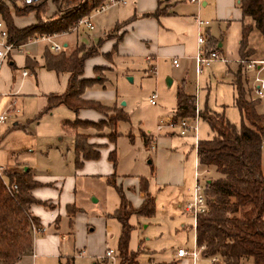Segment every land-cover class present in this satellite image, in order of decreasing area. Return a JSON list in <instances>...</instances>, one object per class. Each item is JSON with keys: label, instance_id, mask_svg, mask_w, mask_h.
I'll return each mask as SVG.
<instances>
[{"label": "crops", "instance_id": "0c3cea01", "mask_svg": "<svg viewBox=\"0 0 264 264\" xmlns=\"http://www.w3.org/2000/svg\"><path fill=\"white\" fill-rule=\"evenodd\" d=\"M236 3L239 5L240 0ZM234 4L235 0H202L200 5L190 4L186 0H127L125 5L111 7L106 12L93 16V30L82 28L84 35L78 31L75 32V39L70 38L71 34H67L56 40H61L60 44L67 51L74 50L80 45L90 47L102 40L99 53L104 55L112 52L116 43L114 39H107L106 36L117 25L127 24L120 30L123 36L116 52L112 54V61L97 56L90 58L85 64V76L91 78L95 76L94 68L107 69L103 71L104 85L93 86L83 97L86 100L100 102L108 99L114 102L117 99L116 90L107 91L106 85L107 75L113 71L115 65L141 67L143 74L154 78L156 83L160 74L164 77L170 70L181 68L184 73L195 72L194 56L197 53V35L200 32L205 36V49L214 43L220 56L227 60L223 64L233 63L232 59L226 58L224 52L227 40L215 36L211 25L214 21L218 22V27H220L219 22L239 21L242 13L240 8L235 9ZM157 11H160V14L153 16L152 14ZM196 17L208 21L209 26L198 28L195 23ZM239 40H237L238 45ZM46 45L43 42H35L26 45L22 52L12 53L4 62L0 72V114L7 115V121L0 124V167L4 172L29 171L33 179L40 184L32 191V196L49 206L48 208L42 205L31 206L30 212L39 220L43 231L35 234L32 252L23 256L17 264H57V262L63 264L61 258H65V262L68 260L65 264H71L69 259H86L89 264H100L98 260H101L102 264H112L110 259L104 258L106 250L109 249L107 237L112 231L109 222L111 216L88 218L82 210L75 208L76 200L70 182L67 184L64 177L49 172L40 174L37 165L28 157L33 154L37 145V136L32 131L31 133L28 131L31 121L46 106L48 95L62 94L65 91L69 77L67 73L56 74L45 68L43 51ZM259 54L264 56V50ZM173 59L178 60V67L172 65ZM234 61L236 62L237 59ZM150 67L155 69L154 75L149 74ZM230 68L227 70L229 71ZM24 71L28 73L27 76L22 75ZM171 82L172 85L173 81ZM177 84L179 88L187 89L184 79L178 80ZM60 109H66L71 113H64L61 125L76 119V116L64 106L56 107L45 117H50ZM78 118L98 121L100 116L91 114L89 110H83ZM81 133L86 134L87 131L82 130ZM57 134L58 132L55 136ZM147 136L149 142L147 145L144 143V148L149 146L150 150H153L155 162L154 167H151L153 161L149 162L151 170L155 168V173L148 180V191L155 200V211L167 209L169 212L176 213L180 210L184 212L183 206L190 199V191L195 179L197 155L194 146L193 154H186V150L183 149H177L179 152H176L171 149L172 138H170L175 134L165 132ZM89 142L104 146L100 149V158L96 161H85L80 168H76L77 173L116 175V169L108 160L109 153L115 145L110 144L106 138L92 137ZM172 161L175 163L172 164ZM116 176L118 184L123 187L121 177L124 176ZM73 181L75 180L71 181L72 185ZM138 186L139 184L136 183L131 189L123 187L127 199L134 208H138L143 200L142 193L138 192ZM127 190H130V193ZM72 206H75V213L69 217L67 211ZM131 219L132 217L129 219L130 222ZM73 225L79 234L73 232ZM65 226L71 230L70 234H67L72 237L68 241L73 247V253L75 252L72 257L63 256L68 250L65 244L68 235L62 232ZM96 226L99 232L94 235ZM131 238L133 239L132 235ZM180 248L185 249L180 246L177 249H164L157 253L149 247L136 248L133 241L128 245L129 252L135 254V264H192L188 257H176V251Z\"/></svg>", "mask_w": 264, "mask_h": 264}, {"label": "trees", "instance_id": "16d2710c", "mask_svg": "<svg viewBox=\"0 0 264 264\" xmlns=\"http://www.w3.org/2000/svg\"><path fill=\"white\" fill-rule=\"evenodd\" d=\"M9 2L11 5L6 3ZM17 0H0V20L8 31L10 41L24 44L29 39L41 36L63 34L76 22L101 6L106 0H40L22 7L16 5ZM51 4L54 9L46 14ZM239 8L242 17L253 21L252 25L243 26L239 43L240 60H251L256 50L249 48V35L256 30L264 36V0H240ZM34 14L35 22L25 28H17L13 16L21 17ZM160 11L153 13L158 16ZM126 23L117 25L107 39L116 41L112 52L99 53L102 40L90 47L80 45L67 51L63 47L60 53H53L48 45L43 51L45 68L56 74L69 75L67 87L62 94L47 96L46 106L33 118L37 122L42 116L53 109L64 106L70 110L76 119L62 124L65 131L74 133V153L76 168L85 161H96L100 158V149L104 146L91 144L89 134L83 130L93 129L96 137L106 138L115 145L120 133L117 131L121 121H127L128 116L121 108L107 107L99 101L86 100L85 92L95 85L103 86L105 78L100 74L107 68H94V77L85 76V64L90 58L103 56L112 61L123 33L120 30ZM117 34L114 36L113 34ZM207 47L210 52L216 47ZM242 65L238 64L233 74L231 85L234 90L233 105L238 110L242 126L237 129L223 115L210 111L200 113V119L205 121L212 133L208 140H199L196 147L198 170L213 172L205 180V195L209 201V211L199 215L194 229L197 246H204L201 257L216 259L212 264H264V171L262 169V144L264 142V113L260 112L261 100L253 101L251 89L242 74ZM100 72V73H99ZM83 110H89L100 116L98 121L82 120L78 115ZM195 114V97L186 93L184 88L178 89L176 107L173 115L177 118H193ZM107 130V133L104 132ZM144 143L149 142L148 136L142 134ZM116 151L113 149L108 156L113 168L116 167ZM208 175V174H207ZM9 186L16 190H7L0 178V264H17L19 260L32 252V225L38 230L43 229L39 220L31 212V206L46 203L36 200L32 191L40 184L33 179L29 171L4 172ZM208 181H210L208 183ZM107 182L114 187L119 196V206L111 215L120 224L121 230L117 245L119 264H135V254L128 250L130 233L133 229L129 224L132 216L150 217L155 214V200L149 194V182L139 179L138 192L142 193V203L134 208L127 199L123 187L117 185L116 175L107 177ZM72 209H75L73 206ZM68 208L69 217L74 211Z\"/></svg>", "mask_w": 264, "mask_h": 264}, {"label": "rangeland", "instance_id": "374dc122", "mask_svg": "<svg viewBox=\"0 0 264 264\" xmlns=\"http://www.w3.org/2000/svg\"><path fill=\"white\" fill-rule=\"evenodd\" d=\"M236 2L237 0H235L234 7L238 10L239 5ZM6 3L9 6L11 5L7 1ZM16 5L22 7V1L17 0ZM53 9L54 7L49 4L46 14H51ZM239 19V21L219 22L220 27H218V22L216 21L211 25L212 32L215 36L227 40L224 46V52L227 56L226 58L233 60V63L229 65L214 62L208 68H203L199 77H196L195 72L184 73V70L181 68L170 70L169 74L164 77L160 74L157 79L158 83H156L154 78L144 75L141 71L142 68L137 66L131 68L127 65H115L113 71L108 73L106 90H116L117 99L114 102L108 99L100 100V103L107 107L116 106L121 108L128 116L127 121H121L118 124L117 131L121 135L118 137L114 147L116 151V175L124 176V178L121 177V184H123L125 189H131L136 183L139 184L140 178L149 180L150 177L154 176L155 168H152V172L149 164L150 161H153L154 153L153 150H150L149 146L144 148L142 134L157 135V124L159 120L173 116V111L176 107V94L180 87L177 84L178 80H185L187 85L185 91L194 95L196 107L200 113L207 110L221 114L238 130L241 129V117L233 105L234 90L231 85L233 80L232 73L236 72V67L238 66L234 60H240L237 40L241 37L242 28L246 25L253 26L254 23L248 17H240ZM32 21H35L33 13L21 17L13 16V22L17 28H25ZM79 33L84 35L82 29L79 30ZM113 35L117 36L115 33ZM70 38L75 39L76 33H71ZM263 41L264 36H261L256 30L250 33L248 40L249 48L252 47L257 52L254 57L250 58L251 60H264V56L259 54L263 50ZM56 42L59 44L62 43L61 40H56ZM229 67H231L230 72L227 70ZM241 68L244 79L248 83L246 88L249 89V87H252L253 81L257 76V71L254 68L247 71L243 67ZM100 74L104 77L103 73ZM258 76L264 80V66ZM168 80L173 81L171 86H167ZM153 94L156 95V105L154 106L149 104V98ZM259 110L264 113V98L260 102ZM65 112H67L66 114H71L66 109H60L59 111H55L50 117H45L44 115L37 122L31 121V125L28 127L29 130H27L30 133L32 131L37 136V145L33 154L28 156L29 160L37 165L40 174H48L49 172L52 175L64 177L66 179L65 183L67 182V184L70 182L72 194L76 200V207H74L82 210L88 218H102V215L104 217L111 216L118 208L120 202L117 191L108 184V176L77 173L74 153V133L63 130L61 125ZM91 114L99 117L95 112L91 111ZM37 123H40V125ZM9 124H11V121ZM86 131L93 138H96L95 135L97 133L95 130L88 129ZM57 132L58 134L55 136ZM104 132H107V130ZM165 132L161 133L164 134ZM197 137L199 140H208L212 137L207 123L201 119L198 121ZM170 138H172L171 149L173 151L179 152L177 149H183L186 150V154H193L194 139L192 134L186 137L175 135ZM174 163L172 161V164ZM154 166L155 162L153 161V166L151 167ZM262 169L264 171V142L262 144ZM205 171L208 172V175L204 173ZM18 172H22V170ZM199 173L206 180L210 176H213V172L208 170L201 169ZM73 179L75 181H73L72 185L71 181ZM127 192L130 193V190H127ZM70 210L75 212V209L71 208ZM109 222L112 231L107 237L109 243L108 248L117 252L121 227L118 221L112 217H110ZM131 222L129 221V224L134 228L130 233L128 245H131L133 241L135 242L136 248L139 246L149 247L158 253L164 249H177L180 246L191 250L195 245L192 229L194 226L193 218L190 214L184 213L182 210L176 213L169 212L167 209L156 210L155 214L150 217L132 216ZM182 225L184 226L182 227ZM75 231L79 234V231L73 225V232ZM62 232L70 234L71 230H68L67 226H65ZM98 232L99 229L97 227L94 235ZM69 238L72 237L68 235L66 238L67 242L65 244L68 246V250L66 253H63V256L67 255L72 257V254L74 256L75 252L73 253V247L68 243ZM84 252L87 255V252ZM65 260V258H61L63 264L68 261L65 262ZM69 261L71 264H89L86 259H69ZM98 262L100 264L103 263L101 260H98ZM116 262L117 264L120 262L118 261V257L116 258ZM57 264L59 263L57 262ZM196 264H212V261L200 256Z\"/></svg>", "mask_w": 264, "mask_h": 264}, {"label": "built area", "instance_id": "2783aa9c", "mask_svg": "<svg viewBox=\"0 0 264 264\" xmlns=\"http://www.w3.org/2000/svg\"><path fill=\"white\" fill-rule=\"evenodd\" d=\"M21 1L26 5H32L39 2L40 0H21ZM126 1L127 0H106L101 6L94 9L89 16L79 19L76 22V24L73 27L69 28V30L66 33L46 35L33 39L31 38L24 44H17L15 41H10L8 38L7 28L5 27L4 23L0 20V72L4 62L7 61L8 57L11 54L14 52H22L25 46L28 44H32L35 42H43L48 45L49 49L53 53H60L63 50V46L56 42V39L58 37L78 32L82 28H85L90 31L93 30L94 29V25L92 23L93 16L102 14L111 7L125 5ZM186 1L190 4H195V5H200L202 2V0H186ZM195 23L198 28H204L209 26L208 21L201 20L199 17L195 18ZM205 43H206L205 36L200 32L197 35V53L194 56L196 77H199V75L202 73L203 68H208L214 62H221V63L227 62L225 58L220 56L219 51L217 49L207 52L205 49ZM262 48L264 50V41L262 43ZM235 63L242 65V67L246 71L253 68L256 69L257 76L253 81L252 87H250L251 98L253 101L262 100L264 98V80L259 78L258 74L260 73V70L264 66V60L263 61L237 60ZM172 65L174 67H178L179 65L178 60L173 59ZM148 72L150 75H154L155 69L153 67H150ZM22 75L27 76L28 73L24 71ZM149 104L152 106L156 105L155 94H153L149 98ZM199 113L200 111L197 110L196 101H195V114L193 118H177L176 116L173 115L170 118L161 119L157 124V131L158 133L166 131L168 133L175 134L180 137H186L187 135L192 134V137L194 139V150L196 152V147L198 144V137H197L198 121L200 120ZM6 121H7V115L0 114V124ZM151 149H153V147H151ZM204 173L208 174L207 171H205ZM0 178L3 179L7 190L9 191L11 189L16 190L17 188L16 186L8 185L4 177V169L2 167H0ZM194 178H195L194 184L190 191V199L183 206L184 212L190 214V216L193 218V223H194V226L192 227L193 233L196 226L197 217L209 211V201L205 195V186H204L205 180L202 178L201 174L199 173L198 163L196 165ZM31 231L34 237L35 234L42 232L43 229L38 230L35 226L32 225ZM194 241H195V233H194ZM204 248H205L204 246H200V247L197 246L195 241V245L191 250H186L183 248L178 249L176 251V257L177 258L188 257L190 258L192 264H196ZM104 258L110 259L112 261V264H116L117 252L108 249L105 252ZM211 261L213 263L216 261V259L212 258Z\"/></svg>", "mask_w": 264, "mask_h": 264}, {"label": "water", "instance_id": "95a60500", "mask_svg": "<svg viewBox=\"0 0 264 264\" xmlns=\"http://www.w3.org/2000/svg\"><path fill=\"white\" fill-rule=\"evenodd\" d=\"M171 83H172L171 80H168V81H167V86H171ZM123 105H124V103H123ZM209 182H210V181H208V183H209Z\"/></svg>", "mask_w": 264, "mask_h": 264}]
</instances>
